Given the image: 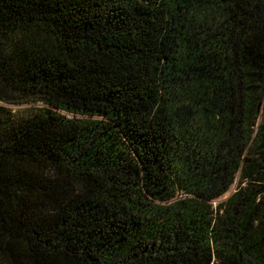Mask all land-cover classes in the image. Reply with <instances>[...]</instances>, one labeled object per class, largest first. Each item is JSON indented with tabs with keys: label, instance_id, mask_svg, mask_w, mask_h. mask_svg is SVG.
Returning <instances> with one entry per match:
<instances>
[{
	"label": "trees",
	"instance_id": "obj_1",
	"mask_svg": "<svg viewBox=\"0 0 264 264\" xmlns=\"http://www.w3.org/2000/svg\"><path fill=\"white\" fill-rule=\"evenodd\" d=\"M0 264H264V0H0Z\"/></svg>",
	"mask_w": 264,
	"mask_h": 264
},
{
	"label": "rangeland",
	"instance_id": "obj_2",
	"mask_svg": "<svg viewBox=\"0 0 264 264\" xmlns=\"http://www.w3.org/2000/svg\"><path fill=\"white\" fill-rule=\"evenodd\" d=\"M5 109L9 111V113L13 116V118L17 119L20 116H23L27 112H32L40 107L39 104L34 102H29L27 100H15L11 103L4 105ZM226 196L222 197L220 201L224 200ZM215 204V203H214Z\"/></svg>",
	"mask_w": 264,
	"mask_h": 264
}]
</instances>
